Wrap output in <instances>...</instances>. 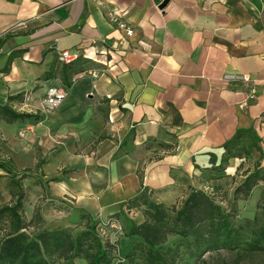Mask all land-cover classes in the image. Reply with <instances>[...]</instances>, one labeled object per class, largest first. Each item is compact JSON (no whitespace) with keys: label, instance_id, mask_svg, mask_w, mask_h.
<instances>
[{"label":"crops","instance_id":"1","mask_svg":"<svg viewBox=\"0 0 264 264\" xmlns=\"http://www.w3.org/2000/svg\"><path fill=\"white\" fill-rule=\"evenodd\" d=\"M163 1L0 0V105L40 116L0 121V158L41 162L35 190L70 207L42 214L48 229L82 214L140 224L189 186L231 195L253 169L245 157L217 166L237 129L264 146V0ZM63 50L74 58L60 62ZM49 86L67 96L45 111ZM11 178L0 169V204Z\"/></svg>","mask_w":264,"mask_h":264},{"label":"trees","instance_id":"2","mask_svg":"<svg viewBox=\"0 0 264 264\" xmlns=\"http://www.w3.org/2000/svg\"><path fill=\"white\" fill-rule=\"evenodd\" d=\"M10 100L0 105V121L11 124L40 119L38 115L16 112ZM223 149L217 167H224L235 157L254 162L253 169L228 195L226 205L222 207L215 197L222 192L217 188L189 186L175 204L157 203L143 210L140 224L118 213L109 219L122 217L126 223L124 236L132 240L118 257L115 243L99 235V221L88 214L81 215L80 229H48L37 205L27 220L22 181L34 178L41 162L34 169L18 171L11 159L0 158V169L12 175L11 200L0 204V264H264V146L253 130L237 129ZM254 154L258 156L254 158ZM36 181L42 184L40 179ZM256 187L258 191H254ZM249 199L253 213L241 218L239 203ZM43 201L50 208L70 211L60 199L43 196ZM169 237H177L178 241L167 246Z\"/></svg>","mask_w":264,"mask_h":264},{"label":"rangeland","instance_id":"3","mask_svg":"<svg viewBox=\"0 0 264 264\" xmlns=\"http://www.w3.org/2000/svg\"><path fill=\"white\" fill-rule=\"evenodd\" d=\"M254 158H256L258 155L254 154L253 155ZM29 159L28 157H24L22 160H20V163H29ZM35 186H38L37 181L32 178V180L30 181V185L27 186V188H25L26 191V196H25V200H24V213H26L30 208H34L36 205L39 206V209L41 210V214L44 213H49V212H53L52 210L58 212L59 210L54 209V208H50L48 206L45 205V202L43 201V196L45 193V188L44 186H40V190H35ZM230 194L229 191H222L221 193L218 192V195L215 196L219 202H222V207H224L226 205V199H228V195ZM239 216L242 217H246V216H251L253 213V202L252 199H249L245 202H240L239 203ZM62 212V211H61ZM99 221V224H101L104 228L105 231V237L107 239H110V241H112V243H115L116 245V257H118V255H121L123 253L126 252V250L131 246V242L132 240H130L129 238H125L124 236V229L126 227V223L125 221L118 217L116 218H112L111 220L114 221L115 225L111 226L110 224H107L110 219L107 218L105 220H100L98 218H96ZM74 229H80L82 227V223L79 221L76 222V224L73 226ZM178 241L177 237H169L168 241L166 243L167 246H172L173 244H175ZM116 262V260L114 261Z\"/></svg>","mask_w":264,"mask_h":264},{"label":"built area","instance_id":"4","mask_svg":"<svg viewBox=\"0 0 264 264\" xmlns=\"http://www.w3.org/2000/svg\"><path fill=\"white\" fill-rule=\"evenodd\" d=\"M119 27H120V29H123L125 31V34L127 36H129L133 33V30L129 26L125 25L122 22H119ZM121 43H122V40H119L118 44H121ZM73 58L74 57L68 51L63 50V51H59V53H58V60L60 62L67 63V62L71 61ZM83 74H87L93 78H96L99 75V71H95V70L85 71V72H83ZM223 78L229 79L230 76L225 75ZM66 96H67V93L63 88L57 87V86H49L46 89L45 94L41 100V105H42L43 110L52 111L54 109H57L61 105V103L64 101ZM206 190H208V188ZM107 224H110L111 226L115 225L113 220H110L108 223H106V225ZM97 231L101 237H103V238L105 237L104 236L105 231H104V228L101 224H98Z\"/></svg>","mask_w":264,"mask_h":264},{"label":"water","instance_id":"5","mask_svg":"<svg viewBox=\"0 0 264 264\" xmlns=\"http://www.w3.org/2000/svg\"><path fill=\"white\" fill-rule=\"evenodd\" d=\"M167 4V0H164L163 3L160 5V8H164Z\"/></svg>","mask_w":264,"mask_h":264}]
</instances>
